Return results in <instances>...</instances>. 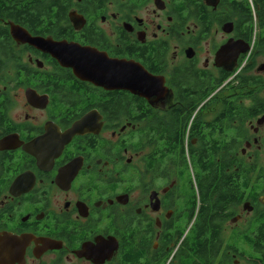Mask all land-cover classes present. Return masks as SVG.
I'll list each match as a JSON object with an SVG mask.
<instances>
[{
    "label": "flooded vegetation",
    "instance_id": "obj_1",
    "mask_svg": "<svg viewBox=\"0 0 264 264\" xmlns=\"http://www.w3.org/2000/svg\"><path fill=\"white\" fill-rule=\"evenodd\" d=\"M247 2L243 29L223 0H0V264H264V92L219 97L246 67L264 84ZM230 41L248 55L223 68ZM53 45L134 61L167 93L96 87Z\"/></svg>",
    "mask_w": 264,
    "mask_h": 264
},
{
    "label": "water",
    "instance_id": "obj_2",
    "mask_svg": "<svg viewBox=\"0 0 264 264\" xmlns=\"http://www.w3.org/2000/svg\"><path fill=\"white\" fill-rule=\"evenodd\" d=\"M46 51L61 65L73 68L79 79L104 90H124L145 99L149 104H153L155 99L167 93L162 78L148 74L134 61L110 59L106 54L93 49L66 45L47 46ZM247 52L248 47L242 42L230 41L217 52L216 63L225 68V65L234 62L239 54ZM87 123L86 117L75 126V130L81 133Z\"/></svg>",
    "mask_w": 264,
    "mask_h": 264
},
{
    "label": "trees",
    "instance_id": "obj_3",
    "mask_svg": "<svg viewBox=\"0 0 264 264\" xmlns=\"http://www.w3.org/2000/svg\"><path fill=\"white\" fill-rule=\"evenodd\" d=\"M223 4L227 5L229 10L233 11L237 15H239V23H242V28H247V24L251 23V9L249 6V3L246 0H223ZM2 3V1H1ZM252 5L254 8V12L257 14V23L260 27V30H262V33H264V0H252ZM250 69L246 67V69L239 74L237 79L230 83L228 87L225 89H231L232 92H238V93H247L252 92L250 90L251 86H253V92L262 91L264 89V84H260L259 82H254L253 85L249 82V73ZM225 79L223 80V82ZM223 108L227 110V113L223 114V119L227 118L229 121L233 119V110L234 106L231 104L230 100L224 99V106ZM239 117H247L246 114L238 112ZM240 124H242L240 122ZM230 125V124H228ZM234 149L232 148H223L222 149V155H232ZM183 154V149H182Z\"/></svg>",
    "mask_w": 264,
    "mask_h": 264
},
{
    "label": "rangeland",
    "instance_id": "obj_4",
    "mask_svg": "<svg viewBox=\"0 0 264 264\" xmlns=\"http://www.w3.org/2000/svg\"><path fill=\"white\" fill-rule=\"evenodd\" d=\"M247 1V0H246ZM255 13V12H254ZM247 55H248V53H246L245 55H244V57L245 58H247ZM260 56H258L257 57V59H259V60H262V59H260L259 58ZM263 77H264V75H263ZM223 86H224V84H223ZM226 87H228V86H224L222 89H221V93H220V99H223V98H225L226 96H229V94H231L232 93V91H231V89H225ZM263 92H264V90H262ZM211 108H212V110H214V109H216V108H218L217 107V103H214L212 106H211ZM215 111V110H214ZM213 111V112H214ZM211 113H212V111H211ZM209 118V117H208ZM143 126V125H142ZM244 129H247V124L244 126ZM261 156L262 157H264V149H263V151H261Z\"/></svg>",
    "mask_w": 264,
    "mask_h": 264
}]
</instances>
